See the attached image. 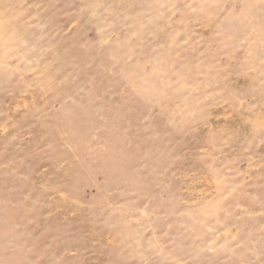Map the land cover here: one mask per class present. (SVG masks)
Wrapping results in <instances>:
<instances>
[{
  "label": "rangeland",
  "instance_id": "374dc122",
  "mask_svg": "<svg viewBox=\"0 0 264 264\" xmlns=\"http://www.w3.org/2000/svg\"><path fill=\"white\" fill-rule=\"evenodd\" d=\"M0 264H264V0H0Z\"/></svg>",
  "mask_w": 264,
  "mask_h": 264
}]
</instances>
